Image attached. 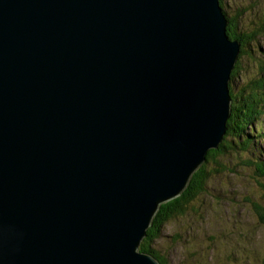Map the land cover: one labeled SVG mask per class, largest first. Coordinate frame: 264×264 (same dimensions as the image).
Returning a JSON list of instances; mask_svg holds the SVG:
<instances>
[{"label":"water","instance_id":"95a60500","mask_svg":"<svg viewBox=\"0 0 264 264\" xmlns=\"http://www.w3.org/2000/svg\"><path fill=\"white\" fill-rule=\"evenodd\" d=\"M227 24L219 0H0V264H159L146 228L227 129Z\"/></svg>","mask_w":264,"mask_h":264},{"label":"rangeland","instance_id":"374dc122","mask_svg":"<svg viewBox=\"0 0 264 264\" xmlns=\"http://www.w3.org/2000/svg\"><path fill=\"white\" fill-rule=\"evenodd\" d=\"M223 1L227 14L243 11L242 31L264 24V0ZM255 37L250 48L264 58V33ZM258 57H238L236 84H241L245 75L250 79L256 76ZM259 124L264 130V116L256 126ZM239 159L233 152L221 158L224 170L210 177L197 203L162 227L155 247L165 255L167 264H264V226L250 204L264 203V189L259 185L264 184V177L257 175L254 167H243Z\"/></svg>","mask_w":264,"mask_h":264},{"label":"trees","instance_id":"16d2710c","mask_svg":"<svg viewBox=\"0 0 264 264\" xmlns=\"http://www.w3.org/2000/svg\"><path fill=\"white\" fill-rule=\"evenodd\" d=\"M219 1L223 7L224 1ZM224 12L228 19L226 26L228 36L240 42L239 56L258 57L255 55L257 50L250 47L257 39L255 36L264 33V24H256L255 28L249 27L248 30L242 31L239 24L243 11L239 10V14L236 12L233 13L234 15L227 14L225 9ZM258 63L256 76L250 79L245 75L241 84L234 82L239 66L236 65L231 71V114L226 121L227 129L222 140L216 148L207 151L205 161L193 172L180 195L160 204L144 237L139 242L138 250L152 254L159 264H167L165 255L155 247L158 238L162 237V227L173 218L184 215L189 207L197 203L199 196L205 192L210 177L224 170L220 165L221 158L233 152V155L239 159L240 157L235 154L237 152L242 156L238 161L243 167H254L255 173L264 177V130L261 124L256 126L264 116V58L259 56ZM259 185L264 189V184ZM250 204L256 218L264 226V203L250 201Z\"/></svg>","mask_w":264,"mask_h":264}]
</instances>
